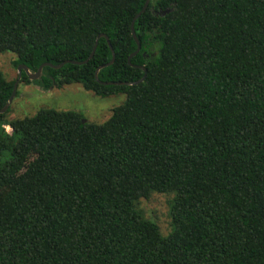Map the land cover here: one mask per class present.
<instances>
[{"label":"trees","instance_id":"1","mask_svg":"<svg viewBox=\"0 0 264 264\" xmlns=\"http://www.w3.org/2000/svg\"><path fill=\"white\" fill-rule=\"evenodd\" d=\"M0 0L19 81L125 101L0 113V264H264V0ZM167 10V11H166ZM17 78L0 71V108ZM10 127V131L5 129ZM171 196L162 233L140 206Z\"/></svg>","mask_w":264,"mask_h":264},{"label":"rangeland","instance_id":"2","mask_svg":"<svg viewBox=\"0 0 264 264\" xmlns=\"http://www.w3.org/2000/svg\"><path fill=\"white\" fill-rule=\"evenodd\" d=\"M11 52L0 53V71L7 79H14L17 70L11 61ZM16 80V79H15ZM125 94L118 93L107 97H99L83 88L81 83L72 82L62 86L50 85L43 88L37 82L19 81L15 95L8 107L7 118L33 115L42 107L58 110H73L83 115L88 122L101 123L112 113V109L125 101ZM7 131L10 127L5 126ZM171 196L165 193H153L142 199L140 206L145 214L155 220L162 233L169 230V202Z\"/></svg>","mask_w":264,"mask_h":264},{"label":"water","instance_id":"3","mask_svg":"<svg viewBox=\"0 0 264 264\" xmlns=\"http://www.w3.org/2000/svg\"><path fill=\"white\" fill-rule=\"evenodd\" d=\"M148 3H149V0H145V2H144V4H143L142 8L140 9L139 12H137V13L135 14V16L133 17V19H132V21H131L130 31H131V35H132V37H133V39H134V41H135V43H136V49H135L133 52H131V53L128 55V57H127V62H128V64H130V65H132V64H131V61H130V60H131V57H133V56H134V55L140 50V47H141L140 41L138 40V38H137V36H136V33H135V30H134V26H133V24H134V21L140 16V14L146 10V8H147V6H148ZM166 11H167V10H166ZM100 36L104 37V38L106 39L107 43L109 44V47H110L111 52H112V58H111L110 61L104 63L103 65L98 66V67L95 69V72H94V77H95V79H96L99 83H101V84H105V85H106V84H109V85H134V84H138V83H140L141 81H143V79H144L145 76H146V69H145L143 66H138V67H140V68L143 70V72H144V73H143V76H142L140 79L135 80V81H101V80L98 79V71H99V69L102 68V67H105V66H107V65H109V64H111V63L113 62V60H114V51H113V48H112L111 45H110L109 39H108V37H107L106 34L101 33V34H99V35L97 36V38H96V42H95V45H94V47H93L91 53H90L89 56H88L85 60H83V61H76V60H68V59H67V60H63L62 62H60V63H58V64H52V63H50V62H43L42 64L39 65V67L37 68V70L34 71V72L30 71L29 68H28L25 64H18V65H17V68H16V70H17V78H16V80H15L14 83H13L12 91H11L10 96L8 97V99H7L6 103L4 104V106H3L2 108H0V113H4L5 111L8 110V107H9V105H10V103H11V101H12L14 95H15L16 87H17V84H18V82H19V80H20V77H21V71H22V70L26 73L27 77H28L30 80H35V79H38V78L41 76V74H42V69H43L44 66H49V67H52V68H59V67H61V66H62L63 64H65V63L83 64V63L87 62L88 59H90V58L93 56V53H94V50H95V46H96L97 40H98V38H99ZM82 121L85 122L86 120H85V119H82Z\"/></svg>","mask_w":264,"mask_h":264}]
</instances>
